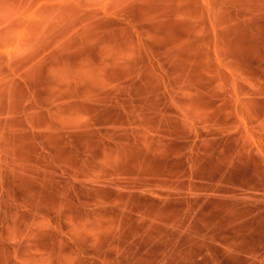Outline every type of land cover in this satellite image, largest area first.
<instances>
[{"label": "rangeland", "instance_id": "374dc122", "mask_svg": "<svg viewBox=\"0 0 264 264\" xmlns=\"http://www.w3.org/2000/svg\"><path fill=\"white\" fill-rule=\"evenodd\" d=\"M168 12L169 0H0V65L63 47L83 95L63 150L0 131V264H264V121L242 113V90L203 87L240 77L181 39L187 26ZM53 33L66 40L36 39ZM183 82L192 87H172ZM182 126L190 144L147 156L151 132L166 140ZM106 149L123 157L93 160Z\"/></svg>", "mask_w": 264, "mask_h": 264}, {"label": "crops", "instance_id": "0c3cea01", "mask_svg": "<svg viewBox=\"0 0 264 264\" xmlns=\"http://www.w3.org/2000/svg\"><path fill=\"white\" fill-rule=\"evenodd\" d=\"M184 3L185 12L179 16L182 4L179 7L178 0H169L167 13L169 18H175L174 22H184L187 26L181 39L201 48L205 57L217 56L221 62L218 64V72H231L240 77L235 83L218 82L216 86L207 84L203 87L242 90L240 92L244 95L240 106L242 113L249 120L264 121V0H185ZM38 35L40 36L36 39L40 41L66 40L65 35L59 33ZM104 51L107 56L113 54V50L107 47ZM63 52L64 48L60 46L50 51L36 47L27 54L15 57L13 61L6 58V62L0 65V131L8 132L17 138L18 145H23V142L31 143L38 150V146L45 143L39 140L40 138L52 140L55 138L53 141L63 150L67 147V126L75 124L76 121L79 124L81 122V111L74 109L83 98L82 93L75 92V88L79 89L81 86L80 77L76 81V76L67 74L69 73L67 65L60 57V53ZM53 54H56V58ZM101 85L105 90H112L114 87L130 89L131 85L145 83L122 80L114 84L113 81L105 80ZM172 87L192 86L183 82L180 86ZM160 89L162 85L158 84L157 90ZM108 93L112 96V91ZM126 93L129 98L130 92ZM132 98L138 103L141 99L140 96ZM151 98L157 104L162 103L160 91H157V95L154 92ZM181 99L185 102L191 101L189 96H183ZM224 100L227 101L228 98L225 97ZM222 105L223 101L220 99L217 106L221 108ZM72 106L73 110L69 112L67 109ZM156 111L161 110L157 108L152 113L156 114ZM182 128L185 129L184 126ZM22 138L27 140L22 142ZM147 138L149 146L146 154L157 159L163 157V145L186 146L191 143L186 129L183 134L166 140L156 131L151 132ZM49 142L48 140V144H51ZM228 142L236 144L234 139H228ZM112 143L125 146L130 141ZM134 143L141 144V140L137 138ZM16 149V162L21 166H27L28 158L17 154L27 153V148L24 152L20 146ZM46 151L53 150L46 148ZM103 153V155L100 153V157L96 155L93 160L109 162L118 161L123 157V152L106 149ZM187 155V150H182L175 155L165 156V161L168 162L174 157L184 158ZM205 182L213 183L207 180Z\"/></svg>", "mask_w": 264, "mask_h": 264}]
</instances>
